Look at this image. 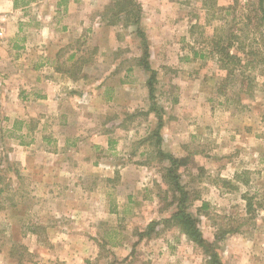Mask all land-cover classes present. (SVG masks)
<instances>
[{
  "label": "rangeland",
  "instance_id": "1",
  "mask_svg": "<svg viewBox=\"0 0 264 264\" xmlns=\"http://www.w3.org/2000/svg\"><path fill=\"white\" fill-rule=\"evenodd\" d=\"M115 1L77 0L76 3L81 5L75 13L77 18L74 25V32L80 34L78 48H86L84 39L87 37L95 40L98 46L97 41L104 38L108 40L110 35H126L129 37L119 49L141 53V57L136 59L143 65L142 36L138 33L140 28L147 38L150 34L152 40H156V51L161 55L171 54L168 59L160 57L158 64L164 66L163 62L169 61L176 68L170 67L169 71L155 70L150 103L151 107L161 109H156L158 119L171 115L170 127L162 121L160 123L162 133L169 127L160 145L163 143L170 153L174 151L172 154L178 159L183 158L186 165H179L173 171L172 176L178 179H171L172 176L167 179L164 168L170 163L161 160L158 151L161 146L156 143L157 138H152L154 143L149 146L147 142L140 144L142 148H149V155L141 158H148L152 167L145 171L147 181L140 188L145 189L144 194L148 193L152 200L134 204L137 215L131 219L122 218V234L133 245L132 251L123 250L120 255H116L104 245L95 262L144 264L149 260L152 264H264V10L260 8L258 0H216L215 3L210 0H142L137 2L140 10L127 4L128 12L116 15L120 5H116ZM92 13L98 17V21L101 16L102 20L106 18V21H110L99 27H89V34H86V24H90ZM47 15L68 22V11H49ZM0 17L4 19L6 31L7 18L1 13ZM134 20L138 22L137 29L122 25ZM66 31L63 30V33ZM232 33L239 36L246 52L239 53L240 62L229 63L225 68L219 56L211 52L210 41L215 34L221 35L226 41ZM40 34L43 40L47 39V42L41 43L43 45L54 36V40L57 39L56 33L52 38L48 37L46 29ZM93 40L89 43L91 46ZM163 40L166 41L162 43ZM231 52H236L235 47L231 48ZM173 79L182 84L190 83L192 97L189 103L184 92L165 87ZM1 93H4L3 90ZM18 95L23 93L17 91L16 97ZM174 97L176 100L169 103L168 98ZM23 104L25 106L21 98L14 107L12 102L7 104L6 100H0V264H70L64 259H70L69 246L56 248L55 253L47 251L48 245L53 243L51 239L64 238L51 234L48 228L54 223L56 226L68 224L63 219L68 216L55 217L54 210H67L69 204L66 200L57 204L39 202V199L44 198V195H39L42 190L44 194L48 193L47 198L51 200L53 192L60 196L68 188L57 187L54 190L46 186L39 190L33 187L22 170L23 150L29 144L39 148L40 143L52 151L61 147L68 149L63 154L64 161L73 163L77 160V154L68 155V152H71L69 150L72 147L79 146L73 144L78 139L71 141L72 137L83 134L78 129L93 126V119L91 116H82L77 110L76 115L69 117L65 113L71 109L68 106L64 107L62 116L60 113L55 115L51 108L45 121L38 120L36 111L32 120L24 123L23 114L26 110ZM166 105L170 108L169 115L167 111L164 112L163 106ZM63 120L67 123L58 124ZM40 134L43 136L41 139ZM55 134L70 140L58 146V142H54ZM143 134L146 133L142 132V137ZM53 158L48 157V162ZM246 170L250 172L247 174L250 179L248 184L239 182V188L236 189L217 187L222 182L220 178L233 180L236 173ZM106 184L99 180L94 188V201H89L98 215L108 210L109 206H119L118 201L126 202L131 191L129 187L112 188L109 184L106 187ZM104 191L112 194L103 199L106 195ZM73 192L75 197L69 200L71 206L75 205L73 209H76L77 202L82 198L80 192ZM103 192L104 196L101 195ZM182 197L185 198V209L197 219L198 226L212 246L209 252L191 241L179 226L167 221L177 211L176 202ZM83 199L86 204L87 201ZM249 199L253 201L250 210L247 206ZM204 202L206 204L202 207ZM43 209L45 215L41 216L39 213ZM102 220L98 217L94 219L93 234L99 235L101 239L110 237L111 243L119 241L117 235L105 236L108 229H102L106 226ZM139 228L144 233H140ZM225 230L231 231L224 233ZM33 244L45 250L32 252L30 247ZM213 251H216L217 259L212 256Z\"/></svg>",
  "mask_w": 264,
  "mask_h": 264
},
{
  "label": "crops",
  "instance_id": "2",
  "mask_svg": "<svg viewBox=\"0 0 264 264\" xmlns=\"http://www.w3.org/2000/svg\"><path fill=\"white\" fill-rule=\"evenodd\" d=\"M136 1L140 3L142 0ZM76 2L77 0H0V13L7 18L4 37L0 38V92L2 90L4 92L0 94V100H6L7 104L12 102L14 107L20 98L24 99L25 106L24 104L22 106L26 110V113L23 114L24 123L32 120L36 111L38 120L45 121L44 119L48 113L50 114L51 108L54 109L55 115L60 113L59 115L62 116L64 107L68 106L71 109L65 113L69 117L76 115V110L82 116L92 117L93 126H84L87 129H78L83 134L72 137L71 141L78 139L73 144H77L79 147H72L68 155L76 153V161L73 163L64 161L62 157L68 149L64 150L60 147L58 150L52 151L42 147V143L39 148H34L32 144H29L23 150L22 170L29 177L33 187H37L39 190L46 186L54 188V190L57 187L68 188L60 196L57 192H53L51 200L47 198L48 193L44 194L43 190L39 194L44 195V198L39 199V202L57 204L66 200V203L69 204L67 210H54L55 217L67 215L68 218L64 217L63 219L68 224L56 226L54 223L52 227L48 228L51 234L64 238L54 237L51 239L53 243L48 245L47 251L55 253L56 248L61 249L64 245L69 246L70 259L64 258L67 259V263L97 264L95 259L99 258V250L104 245L114 251L116 255H120L123 250L130 249L132 251L133 245L131 246L130 240L125 239L122 234L124 230L122 218L131 219L133 215H137L138 211H135L134 204L152 200L148 193L144 194L145 189L141 190L140 188L144 181H147L144 176L145 171L152 168L148 158H141L146 154L149 155L150 150L142 148L140 144L145 142L148 146L153 144L154 140L148 136L160 120L164 125L169 126L171 115L168 111L169 105L163 106L164 112L167 111L169 116H163L160 119L156 113L158 107H151V89L148 85L150 70L137 62L141 53L119 49L126 43L129 36L110 35L108 40L104 38L100 42L97 41L98 46H96L95 40L86 36L87 38L84 39L86 48H78L80 34L74 32V25L77 18L75 13L81 5ZM49 11H68V22H64L60 17L48 16L47 12ZM35 14L37 15L35 16ZM89 21L90 24H86L88 27L86 34H89L90 29L95 25L99 27L106 22L109 23L110 20L106 21V18L102 20L101 16L98 21V17L92 13ZM122 25L137 29L134 21ZM53 26L54 28H52ZM43 29H46V34L48 33L50 38L56 33L57 39L54 40V36L46 45L41 44L43 41L47 42V39L43 40L40 34ZM66 29L68 31L64 34L63 30ZM58 31H62V33H58ZM83 31L84 29H82V33ZM148 35L150 68L154 70L166 69L167 71L170 70V67L175 69L176 65L169 61L163 62L166 67L158 64L160 57L163 60L168 59L171 54L161 55L156 51L154 43L156 40H152L150 34ZM91 40H93L92 46L89 44ZM164 41L166 40H163L162 43ZM108 47L111 49H106ZM136 57L138 58L136 59ZM156 63L158 66L155 65ZM171 82L169 84L168 81L165 87L167 89L171 87L172 90L178 89L180 93L184 92L183 94L188 96L186 102L189 103L192 97L190 83L182 84L176 82L175 79ZM17 91H21L23 95L16 97ZM175 100V97L168 98L169 103ZM66 123L67 121L63 120L58 124ZM39 128L41 129L40 126ZM142 132L146 133L143 134V137ZM164 133L161 132V135L165 139ZM39 137L43 138L41 134ZM63 137L61 134H55L54 142H58V146L65 145L70 138ZM160 146L158 151H169L166 150L167 147H164L163 143ZM142 149H146V151L143 152ZM171 152L174 153L172 150ZM51 156L54 158L49 163L47 158H51ZM67 158L70 159L69 156ZM67 158L66 160H68ZM163 162L167 163L166 160ZM99 180H103L112 188H131L126 202L118 201L119 206H109L108 210L101 215H98L92 208L93 205H89V201L91 203L94 201V188ZM74 188L80 192L79 196L82 198L77 202L76 209H73L75 205L71 206L69 200L75 197L72 195L73 191H76ZM104 192L101 194L103 196L106 194L103 199L108 194H112V192L105 194ZM83 198L87 201V205ZM128 208H130L129 211ZM39 215H45L44 209ZM97 217L103 219L102 223L106 225L102 229H108L105 236L117 235L120 238L119 241L111 243L110 237L101 239L102 237L100 238L99 235L93 234L92 223ZM112 221L113 223H111ZM139 229L140 233H144L141 228ZM32 233L37 235L35 231ZM42 249L45 250L40 245L33 244L30 247L32 252L40 253ZM61 259L64 261L62 257ZM144 264H152V261L148 260Z\"/></svg>",
  "mask_w": 264,
  "mask_h": 264
},
{
  "label": "trees",
  "instance_id": "3",
  "mask_svg": "<svg viewBox=\"0 0 264 264\" xmlns=\"http://www.w3.org/2000/svg\"><path fill=\"white\" fill-rule=\"evenodd\" d=\"M211 2L215 3L216 0H210ZM116 5H120V7L116 10V15L121 14L123 12H128V9L126 8L127 4H131L133 7H136L140 10V6L138 5L136 0H116L115 1ZM258 4H260V8L264 10V0H258ZM133 9V8H131ZM133 10H131L132 12ZM134 12V11H133ZM135 23L138 24V22L136 20H134ZM138 33L142 36V44H143V65L146 69L150 70V78L148 81V85L150 86L151 89V96H153V81L156 77V71L152 68H150V63L148 62L147 59H149L150 56V51H149V44H148V38L146 37L145 33L141 31L140 28H138ZM212 44V53H216L219 56V61L223 62V67L227 68L229 63H235V62H240L241 61V56L239 55V53H245L246 52V48L245 46L239 41V36L235 35L234 33L229 34L228 37L226 38V41L223 39V37L219 34H215L212 37V40L210 41ZM226 42V43H225ZM237 46L236 45V43ZM235 47L236 52H231V48ZM194 54L197 56L198 53L195 51ZM161 120L159 122V125L156 127V129H154L151 134L148 136L150 138H157L156 143L157 144H161L162 141V135H161ZM159 154L162 156V161L166 160L168 163V166H166L164 168V170H166L167 172V179H169V177H171L173 175V171L177 170L179 165H186V162L184 161L183 158H177L176 156H174L172 153L170 152H164V151H159ZM250 172L248 170L246 171H242V172H238L235 175V179H228V178H220V180L222 181L220 184H218L217 187L221 188L224 186H228L230 187V189H236L239 188L240 183L242 184H248L250 182L249 177L247 176V174H249ZM246 175V176H245ZM166 178V175L165 177ZM173 178H177V176H172L171 179ZM235 180V181H234ZM169 182V181H168ZM240 182V183H239ZM177 186H178V182H176ZM182 199V200H181ZM247 199V198H246ZM178 205V209L177 211L174 212V214L172 216H170L167 221H172L173 224L179 226L182 230V232L184 234H186V236L193 242H195L196 244L204 247L206 249V251L209 252V250H211L212 246L211 244L208 242V240H206L202 230L200 229V227L197 224V219L189 212L185 209V198L182 197L180 199H178V202H176ZM205 202L204 205L202 207L205 206ZM247 206L248 209H252L253 207V201L251 199H249L247 201ZM152 225V223H150V226ZM230 232L231 230H225L224 233L226 232ZM212 256L214 259H217V253L216 251L212 252Z\"/></svg>",
  "mask_w": 264,
  "mask_h": 264
},
{
  "label": "built area",
  "instance_id": "4",
  "mask_svg": "<svg viewBox=\"0 0 264 264\" xmlns=\"http://www.w3.org/2000/svg\"><path fill=\"white\" fill-rule=\"evenodd\" d=\"M4 19L0 17V38L4 37Z\"/></svg>",
  "mask_w": 264,
  "mask_h": 264
}]
</instances>
